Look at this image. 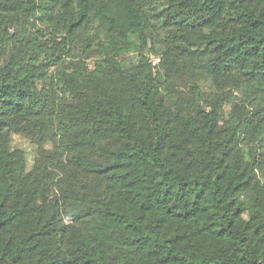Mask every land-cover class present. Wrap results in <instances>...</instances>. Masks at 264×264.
<instances>
[{
  "label": "trees",
  "instance_id": "1",
  "mask_svg": "<svg viewBox=\"0 0 264 264\" xmlns=\"http://www.w3.org/2000/svg\"><path fill=\"white\" fill-rule=\"evenodd\" d=\"M0 264H264V0H0Z\"/></svg>",
  "mask_w": 264,
  "mask_h": 264
},
{
  "label": "rangeland",
  "instance_id": "2",
  "mask_svg": "<svg viewBox=\"0 0 264 264\" xmlns=\"http://www.w3.org/2000/svg\"><path fill=\"white\" fill-rule=\"evenodd\" d=\"M13 141L16 145H18L20 148H22L25 151L26 164H27V167H30L32 165L33 154H34L32 152L33 151L32 146L26 140L20 137H15Z\"/></svg>",
  "mask_w": 264,
  "mask_h": 264
},
{
  "label": "built area",
  "instance_id": "3",
  "mask_svg": "<svg viewBox=\"0 0 264 264\" xmlns=\"http://www.w3.org/2000/svg\"><path fill=\"white\" fill-rule=\"evenodd\" d=\"M151 61H152V63H155V62L159 61V57L158 56L152 57Z\"/></svg>",
  "mask_w": 264,
  "mask_h": 264
}]
</instances>
